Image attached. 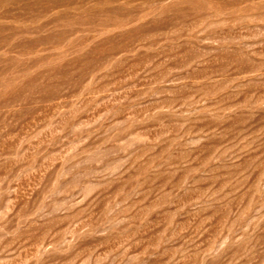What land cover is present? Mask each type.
<instances>
[{
	"label": "rangeland",
	"instance_id": "rangeland-1",
	"mask_svg": "<svg viewBox=\"0 0 264 264\" xmlns=\"http://www.w3.org/2000/svg\"><path fill=\"white\" fill-rule=\"evenodd\" d=\"M0 264H264V0H0Z\"/></svg>",
	"mask_w": 264,
	"mask_h": 264
}]
</instances>
